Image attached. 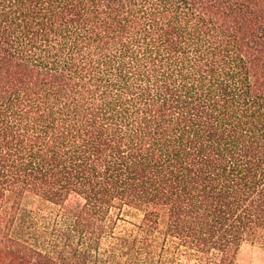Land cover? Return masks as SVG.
Here are the masks:
<instances>
[{
    "label": "trees",
    "instance_id": "obj_1",
    "mask_svg": "<svg viewBox=\"0 0 264 264\" xmlns=\"http://www.w3.org/2000/svg\"><path fill=\"white\" fill-rule=\"evenodd\" d=\"M245 242L264 0H0V264H235Z\"/></svg>",
    "mask_w": 264,
    "mask_h": 264
},
{
    "label": "rangeland",
    "instance_id": "obj_2",
    "mask_svg": "<svg viewBox=\"0 0 264 264\" xmlns=\"http://www.w3.org/2000/svg\"><path fill=\"white\" fill-rule=\"evenodd\" d=\"M22 205L30 210L35 218L42 221V215L48 214L50 208L38 196L27 195L22 199ZM142 219V212L134 208H126L116 220L115 234L127 232L139 223ZM113 237L105 234L100 242V251L104 250L112 242ZM235 264H264V244L260 242H245L240 247L238 259Z\"/></svg>",
    "mask_w": 264,
    "mask_h": 264
}]
</instances>
